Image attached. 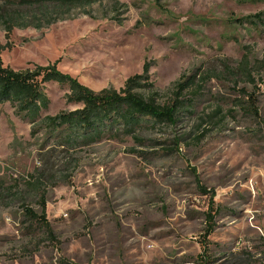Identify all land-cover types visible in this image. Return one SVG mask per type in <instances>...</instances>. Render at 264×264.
Returning a JSON list of instances; mask_svg holds the SVG:
<instances>
[{
  "label": "rangeland",
  "instance_id": "374dc122",
  "mask_svg": "<svg viewBox=\"0 0 264 264\" xmlns=\"http://www.w3.org/2000/svg\"><path fill=\"white\" fill-rule=\"evenodd\" d=\"M261 12L251 0H101L10 37L0 22L15 69L56 63L96 91L144 75L160 103L177 82L206 80L197 113L176 126L87 145H65L1 103L0 264H198L211 211L199 182L219 208L208 264H264V74L251 88L262 119L234 105L244 56H264ZM46 92L43 116L81 107L66 86ZM44 193L53 237L26 216L41 214Z\"/></svg>",
  "mask_w": 264,
  "mask_h": 264
},
{
  "label": "trees",
  "instance_id": "16d2710c",
  "mask_svg": "<svg viewBox=\"0 0 264 264\" xmlns=\"http://www.w3.org/2000/svg\"><path fill=\"white\" fill-rule=\"evenodd\" d=\"M101 0H0V22L4 25L7 36L16 27L38 28L50 26L60 20L69 18L77 9L87 7ZM262 1L264 0H251ZM256 22L264 21V12L255 15ZM8 43L0 42V104L10 102L17 115L34 123L37 127L45 128L50 136L62 140L65 145H87L104 138L133 136L139 138L145 129L166 125L176 126L184 115H195L196 106L202 95V84L205 76L195 81L196 75L185 81L177 82V90L173 98L166 103L157 100V91L151 83L144 84V75L130 77L124 87L117 89L113 86L100 91L93 90L80 82L71 74L59 69L58 64L35 65L34 68L15 69L4 63L2 52ZM148 71V66H145ZM238 71L245 78L247 86L240 88V96L235 100V107L245 115L260 121V99L256 88L257 77L264 74V56L252 59L245 55ZM202 81V82H200ZM56 82L68 88L67 99L70 103L81 107L74 110L61 111L56 115H45L43 111L50 106V98L46 92V84ZM144 88H149L150 94H144ZM190 94H187V93ZM177 148L179 142H175ZM199 187L204 194L211 196V211L207 214L203 253L199 254L198 264H208L207 240L214 232V220L219 212L215 208L213 190H208L201 182ZM41 214L26 207V216L32 222H39L48 234L53 237L54 231L47 218L46 194L41 196Z\"/></svg>",
  "mask_w": 264,
  "mask_h": 264
}]
</instances>
